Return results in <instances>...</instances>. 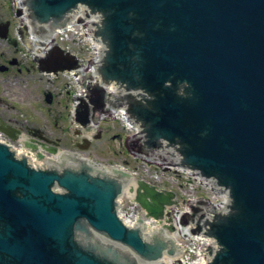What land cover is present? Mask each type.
Returning <instances> with one entry per match:
<instances>
[{
	"label": "water",
	"instance_id": "1",
	"mask_svg": "<svg viewBox=\"0 0 264 264\" xmlns=\"http://www.w3.org/2000/svg\"><path fill=\"white\" fill-rule=\"evenodd\" d=\"M80 5L104 18L98 33L109 47L103 77L129 91L147 93L143 100L129 97V113L144 126L149 144L154 150L169 142L179 144L185 164L230 187L235 210L217 221L211 234L222 248L211 250L217 253L213 264H264V0L29 2L33 25L47 23L52 29L66 26L69 13ZM38 63L41 71L55 74L79 66L59 47ZM92 93L90 104L102 110L105 94L98 86ZM47 101L52 102L51 94ZM79 111L77 121L86 125L88 104ZM0 131L16 140L11 127L2 124ZM83 142L78 147L88 149L90 141ZM40 145L48 153L58 152ZM65 158L66 166L79 171L61 175L32 170L0 145V264H144L141 257H159L166 245L154 251L143 239L149 227L143 236L127 231L117 218L115 197L121 184L107 181L105 173L112 171L96 168L100 172L94 178L81 158L64 155L51 166L60 167ZM56 184L64 194L52 190ZM136 194L155 219L163 216L166 205L177 204L174 193L159 192L143 181ZM91 232L130 250L113 244L117 250L104 252L106 247H94L98 242ZM80 235L85 245L77 239ZM167 245L168 254L174 255V242L167 240Z\"/></svg>",
	"mask_w": 264,
	"mask_h": 264
},
{
	"label": "rangeland",
	"instance_id": "2",
	"mask_svg": "<svg viewBox=\"0 0 264 264\" xmlns=\"http://www.w3.org/2000/svg\"><path fill=\"white\" fill-rule=\"evenodd\" d=\"M71 41L79 47L80 52L84 57L88 58L91 55L92 48L90 44L85 41L83 36H79V34L71 33L69 36L61 39L60 43L63 46H67ZM5 49L9 55L8 49ZM29 71V73L18 76L15 71L12 75H8L3 80L0 79L1 112L2 109L3 111L5 110L8 117H10L9 115L11 114L10 118L12 119H15L14 117H18L20 124L45 130L47 136H50L52 139L61 137V148L72 150L74 148L72 146L74 144L73 142L81 138H76L75 132L69 129L70 122L67 117V112L60 110L64 109L67 102L62 101L61 108L59 104L56 106L47 105L44 101V94L46 93V86L47 84L49 85V83L44 77L39 75V71L36 68L31 67L29 68ZM62 84L63 79H60L54 86H51L52 92L55 95L58 93L57 91L63 88ZM4 106L12 107L14 109L10 111L7 108H3ZM21 119H24V121ZM107 127V125L104 126L105 131H108ZM109 130L111 131L106 132L101 140L99 138V141H97L98 139L93 140L94 143L91 149L85 152V156L102 164H116L123 161L124 157L122 156L120 149L121 139L120 141L111 139V137L116 135L115 132L112 131V128ZM122 133L123 131L120 130V132L116 134L124 136ZM187 191H192V187L187 186L184 188L181 186L178 192L184 195ZM191 194L192 193H189L188 197Z\"/></svg>",
	"mask_w": 264,
	"mask_h": 264
},
{
	"label": "flooded vegetation",
	"instance_id": "3",
	"mask_svg": "<svg viewBox=\"0 0 264 264\" xmlns=\"http://www.w3.org/2000/svg\"><path fill=\"white\" fill-rule=\"evenodd\" d=\"M15 7L13 5V0H0V79L3 80L8 75H12L13 72H17V75L23 74L24 70L19 67V61L17 58L18 48H13L9 46V42L4 38H1L2 35L12 33L14 24L17 22V18L15 16ZM4 47V49H3ZM7 48L9 51V55L7 54ZM5 69V71L2 69ZM1 84V81H0ZM1 108V106H0ZM3 108H7L12 111L14 108L4 106ZM7 111V110H6ZM5 110L1 112L0 109V118H2L5 122L24 130L26 133H29V126L23 125L19 123L18 117H14L15 119L6 116Z\"/></svg>",
	"mask_w": 264,
	"mask_h": 264
},
{
	"label": "bare ground",
	"instance_id": "4",
	"mask_svg": "<svg viewBox=\"0 0 264 264\" xmlns=\"http://www.w3.org/2000/svg\"><path fill=\"white\" fill-rule=\"evenodd\" d=\"M22 140H23V138L21 137L20 139H19V143L20 142H22ZM24 149H23V147H19L18 149H17V153L19 154H21V153H23L22 151H23ZM62 155H64V156H76V157H79V158H81L85 163H87V164H89L90 166H93L94 168H98V169H103V170H108V171H112V169L110 168V167H106V166H100V165H97V164H95L94 162H92V161H89V160H87V159H85V158H83L79 153H74V152H72V151H67V152H59L57 155H52L51 157H54L53 158V160L50 162V164L51 165H53V164H56V163H60V160H61V158H62ZM127 191V190H126ZM129 192H127V194L126 195H130L131 197L133 196V195H131L130 193L128 194ZM190 210H194V207L192 208V209H190ZM144 226L145 227H149V229H148V232L149 233H147V235L149 236L150 235V233H152V228H151V226L150 225H148V224H144ZM152 237V236H151ZM213 249H219V248H213ZM181 260V257L179 256V255H175V256H173V257H171V256H168L167 254H164V257H163V259H162V262H164L165 264H174V263H176V262H178V261H180Z\"/></svg>",
	"mask_w": 264,
	"mask_h": 264
}]
</instances>
